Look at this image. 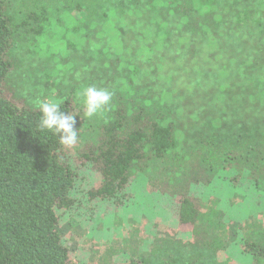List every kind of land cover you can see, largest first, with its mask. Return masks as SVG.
<instances>
[{"label": "rangeland", "instance_id": "1", "mask_svg": "<svg viewBox=\"0 0 264 264\" xmlns=\"http://www.w3.org/2000/svg\"><path fill=\"white\" fill-rule=\"evenodd\" d=\"M149 1L5 0L17 27L28 11L42 4L51 22L41 38H31L26 27L14 33L12 87L34 105L49 99L60 103L70 87L77 88L70 114L76 116L79 139L66 155L76 172L70 193L73 203L55 209L62 242L78 264H127L130 259L143 264H249L240 243L246 236L264 237V185L256 187L246 179L235 185L224 158L243 141L240 130L255 125L264 112L251 86L259 73L257 54L235 50L229 34L212 33L222 42L218 61L208 63L206 40L185 42L176 29L170 43L157 46V52L147 57L141 49L143 41L156 45L154 14L145 9ZM219 2L229 3L230 8L235 3L256 5V0ZM109 3L115 6L114 28L100 16ZM247 44L249 49L261 48L256 35ZM199 60L203 78L188 68ZM136 65L139 71L133 73ZM128 81L143 91L147 104L170 109L181 153L137 161L124 190L105 200L90 199L88 191L98 186L100 176L88 163L76 160V151L95 137L113 109L126 111L135 104L123 85ZM90 85L106 88L113 97L103 114L86 118L79 94ZM190 151L196 153L187 156ZM182 190L208 203L218 202L229 229L221 249H210V235L202 223L179 222L177 197ZM234 230L237 233L232 236Z\"/></svg>", "mask_w": 264, "mask_h": 264}, {"label": "trees", "instance_id": "2", "mask_svg": "<svg viewBox=\"0 0 264 264\" xmlns=\"http://www.w3.org/2000/svg\"><path fill=\"white\" fill-rule=\"evenodd\" d=\"M217 3L218 0L147 2L145 9L148 7L154 14L151 23L155 28L153 41L156 45H148L144 40L141 49L149 57L157 52V46L170 43L177 29L185 42L206 40L204 60L217 62L222 40L211 34L218 33L223 37L229 34L227 38L235 50L243 48L248 53L257 54L255 61L259 73L251 86L258 104L264 105V57L261 56L264 54V0H256L254 7H239L235 3L230 8L229 3ZM159 5L167 11L161 10ZM114 7L109 3L100 11L101 18L113 28ZM231 11L233 16H229ZM120 14L126 15L121 11ZM167 15H178L181 19L174 20ZM230 17L232 20H229ZM14 23L5 0H0V264H78L72 261L67 245L62 242L55 212L56 208H69L73 203L70 193L76 182V172L66 158L69 146L61 144L57 135L38 128L39 105L18 94L9 82L15 66L14 33L19 27H26L31 38L45 36L51 27L48 9L44 4L38 5L26 13L19 27ZM149 33L146 31V34ZM252 35L258 36L261 48L249 49L251 45L247 41L250 42ZM202 63L199 60L188 67L192 72L199 73L200 78H203ZM131 70L138 72L139 67L136 65ZM128 82L123 85L128 95L133 96L135 104L126 111L113 109L109 119L100 124L95 137L76 151V160L88 163L100 176L98 186L88 191L90 199L105 200L124 190L130 169L137 161L149 156L163 159L181 153V138L176 135V124L170 119V109L158 103L147 104L142 98L145 97L143 91L135 87L133 81ZM76 92V87L67 90L59 103L62 111L72 112ZM240 131L243 141L224 158L229 170L233 171L230 180L237 185V182L246 179L256 187H262L264 112L255 125H248ZM193 153L196 151L186 154ZM178 193L179 222L191 225L202 223L206 235H210V249L213 252L221 249L229 229L222 220L218 202L208 203L186 190ZM236 233L234 230L232 236ZM240 247L249 264H264V237L246 236ZM127 264L143 262L130 259Z\"/></svg>", "mask_w": 264, "mask_h": 264}, {"label": "clouds", "instance_id": "3", "mask_svg": "<svg viewBox=\"0 0 264 264\" xmlns=\"http://www.w3.org/2000/svg\"><path fill=\"white\" fill-rule=\"evenodd\" d=\"M83 105V115L92 118L98 114H103L110 106L113 93L106 88H98L90 85L79 94ZM41 113L38 128L47 130L59 137L61 144L72 146L77 143L78 128L76 127V116L61 110L59 102L54 99L42 101L39 104Z\"/></svg>", "mask_w": 264, "mask_h": 264}]
</instances>
